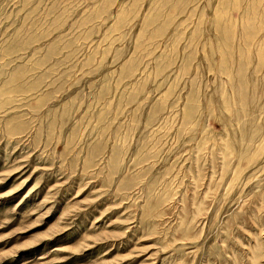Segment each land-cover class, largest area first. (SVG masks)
Returning <instances> with one entry per match:
<instances>
[{"label": "rangeland", "instance_id": "obj_1", "mask_svg": "<svg viewBox=\"0 0 264 264\" xmlns=\"http://www.w3.org/2000/svg\"><path fill=\"white\" fill-rule=\"evenodd\" d=\"M0 264H264V0H0Z\"/></svg>", "mask_w": 264, "mask_h": 264}]
</instances>
